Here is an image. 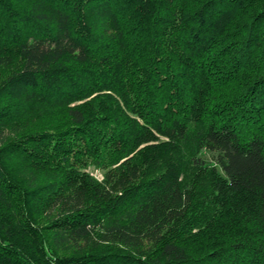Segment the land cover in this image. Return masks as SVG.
Here are the masks:
<instances>
[{
    "label": "trees",
    "instance_id": "1",
    "mask_svg": "<svg viewBox=\"0 0 264 264\" xmlns=\"http://www.w3.org/2000/svg\"><path fill=\"white\" fill-rule=\"evenodd\" d=\"M0 264H264V0H0Z\"/></svg>",
    "mask_w": 264,
    "mask_h": 264
},
{
    "label": "rangeland",
    "instance_id": "2",
    "mask_svg": "<svg viewBox=\"0 0 264 264\" xmlns=\"http://www.w3.org/2000/svg\"><path fill=\"white\" fill-rule=\"evenodd\" d=\"M207 157H211V154L206 153ZM89 173L94 176L98 180H102L104 176V172L95 168H90Z\"/></svg>",
    "mask_w": 264,
    "mask_h": 264
}]
</instances>
